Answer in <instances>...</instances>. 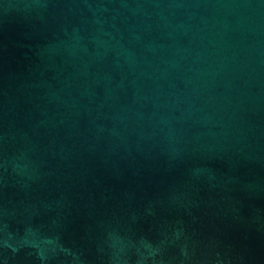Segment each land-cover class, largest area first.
I'll use <instances>...</instances> for the list:
<instances>
[{
	"label": "water",
	"instance_id": "obj_1",
	"mask_svg": "<svg viewBox=\"0 0 264 264\" xmlns=\"http://www.w3.org/2000/svg\"><path fill=\"white\" fill-rule=\"evenodd\" d=\"M0 264H264V0H0Z\"/></svg>",
	"mask_w": 264,
	"mask_h": 264
}]
</instances>
